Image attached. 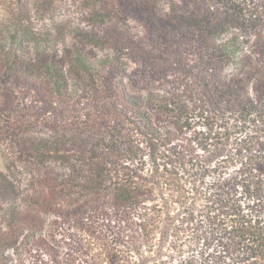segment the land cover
<instances>
[{
  "label": "trees",
  "instance_id": "16d2710c",
  "mask_svg": "<svg viewBox=\"0 0 264 264\" xmlns=\"http://www.w3.org/2000/svg\"><path fill=\"white\" fill-rule=\"evenodd\" d=\"M57 1L0 0V264H264V0Z\"/></svg>",
  "mask_w": 264,
  "mask_h": 264
},
{
  "label": "rangeland",
  "instance_id": "374dc122",
  "mask_svg": "<svg viewBox=\"0 0 264 264\" xmlns=\"http://www.w3.org/2000/svg\"><path fill=\"white\" fill-rule=\"evenodd\" d=\"M111 1L112 0L107 1L109 6L108 8H114ZM57 4H58L57 7L61 12L59 20L62 25L66 24L77 28H83L82 30L84 31L85 30L89 31L94 29L101 32V27L99 26L98 22L95 21V19L93 18V14H94L93 4H91L89 0H58ZM116 16L120 22L130 25L131 27H133L134 30L138 32L142 31L141 24L131 15L116 13ZM84 44L88 50L89 55L93 59H99L108 53L110 54L111 52L109 49H102L96 47L95 45H91L87 43ZM157 84H158L157 85L158 90H164L165 83L160 82ZM2 127L4 126L0 125V141L3 142V139L5 138V136H7V132H6V127H4V129H1ZM3 143L6 144V148L3 151H1L0 149V153L2 154L3 157L6 156L8 159L6 163V170L8 171L9 174L15 176L18 175L19 178H21V180H24L23 177H20L21 176L20 174L21 172H24L26 170L25 163L23 161L13 162L10 157V156H15V154L21 156V154H19L21 153L20 150L11 146L10 142L4 141ZM4 144L2 145V147H5ZM153 146L155 145L152 144V147ZM151 150H152L151 147H146L145 149V153L147 155L143 157L144 158L143 160H145L146 162L153 161V159L148 155ZM16 165L19 168H17Z\"/></svg>",
  "mask_w": 264,
  "mask_h": 264
}]
</instances>
